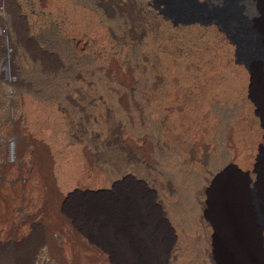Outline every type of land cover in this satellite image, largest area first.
I'll list each match as a JSON object with an SVG mask.
<instances>
[{"label":"rangeland","instance_id":"1","mask_svg":"<svg viewBox=\"0 0 264 264\" xmlns=\"http://www.w3.org/2000/svg\"><path fill=\"white\" fill-rule=\"evenodd\" d=\"M180 17L211 22L191 26L175 21ZM111 62L134 82L133 93L126 94L132 96L129 110L140 108L144 123L157 129L174 132L168 110L185 107L173 97L180 86L201 105L214 99L238 106L249 138L240 142L245 158L235 166L245 175L253 141L263 131L252 91L259 72L264 75V16L252 0H0V214L8 206L7 220L0 217V264H59L65 242L60 234L47 233L42 198L49 192L47 175L34 173L47 156L58 192L93 197L112 192L113 173L102 168L89 175L83 166L85 143L98 140L112 123L129 124L117 92L106 87L104 71ZM65 94L72 101L63 99ZM211 116L215 121L214 112ZM75 126L83 128L81 136L72 134ZM38 143L46 153L36 160ZM195 152L202 154L199 146ZM246 180L253 191L251 177ZM203 183L200 175L193 186ZM191 205L203 244L208 220L199 219L198 200ZM8 221L15 231H8ZM81 235L87 255L112 264L106 248Z\"/></svg>","mask_w":264,"mask_h":264},{"label":"bare ground","instance_id":"2","mask_svg":"<svg viewBox=\"0 0 264 264\" xmlns=\"http://www.w3.org/2000/svg\"><path fill=\"white\" fill-rule=\"evenodd\" d=\"M252 1L264 16V0ZM175 21L191 26L211 22L198 17ZM104 73L109 83L106 87L117 92V103L127 111L129 124L112 123L98 140L85 143L83 166L89 175L102 168L113 173L116 181L112 192L103 197L58 192L50 156L34 170L35 174L43 170L47 175L44 182L49 192L42 195L47 233L60 234L65 242L57 255L59 264H104L101 256L85 253L81 234L106 248L112 264H264V75L259 72L252 91L263 131L253 141L254 155L243 175L235 163L245 158L239 144L249 138V125L240 124L242 113L238 106H225L214 99L201 105L180 86L173 97L185 107L168 110L174 115L176 127L171 133L167 128L160 130L156 124L144 123L140 108L129 110L132 96L126 94L133 91L134 82L117 63L111 62ZM63 99L72 101L66 94ZM213 112L215 121L211 118ZM71 132L81 136L83 128L71 127ZM198 146L202 154L197 155ZM15 149L12 143L11 160L16 180L21 181ZM37 150L36 160L41 152L46 153V147L38 143ZM217 160L223 162L215 168ZM200 175L205 183L197 188L193 184ZM247 175L252 179L253 191L247 187ZM156 182L159 189L154 191L151 183ZM197 200L199 219L204 217L209 225L203 244L197 229L198 217L191 205ZM7 208L3 205L1 218H7ZM8 231H15L11 221Z\"/></svg>","mask_w":264,"mask_h":264}]
</instances>
